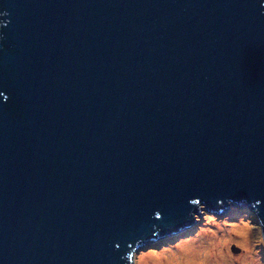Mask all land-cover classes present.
I'll return each instance as SVG.
<instances>
[{
    "label": "water",
    "instance_id": "95a60500",
    "mask_svg": "<svg viewBox=\"0 0 264 264\" xmlns=\"http://www.w3.org/2000/svg\"><path fill=\"white\" fill-rule=\"evenodd\" d=\"M191 200L264 221V0H0V264H127Z\"/></svg>",
    "mask_w": 264,
    "mask_h": 264
},
{
    "label": "clouds",
    "instance_id": "9594fccd",
    "mask_svg": "<svg viewBox=\"0 0 264 264\" xmlns=\"http://www.w3.org/2000/svg\"><path fill=\"white\" fill-rule=\"evenodd\" d=\"M190 204L198 208V214H191L197 224L201 223V218L203 225L207 218L212 217L217 222L230 226V231L234 233L235 236L241 238L240 240H236L227 234L223 235L218 241L222 248L230 250L231 246L235 244L246 253L247 264H264V255H262V253H264V221H261L255 212L249 213L245 210L242 213H237L236 210L233 209L232 215L225 216L224 219H218L215 215L208 214L205 205L201 204L199 201L191 200ZM232 204L233 201L228 200V205L231 206ZM253 207H255V205ZM233 216H235V220H233ZM160 218V214L157 213L156 219L159 220ZM191 224L192 223L188 224L186 227L191 226ZM121 259L126 261L127 264H138V254L135 251L122 256Z\"/></svg>",
    "mask_w": 264,
    "mask_h": 264
},
{
    "label": "bare ground",
    "instance_id": "6f19581e",
    "mask_svg": "<svg viewBox=\"0 0 264 264\" xmlns=\"http://www.w3.org/2000/svg\"><path fill=\"white\" fill-rule=\"evenodd\" d=\"M203 227H208L212 230L207 232L206 235L185 241L181 246L175 247L174 250L168 249L166 252L148 254L144 256V259L146 262L158 264H176L178 259L180 264H247L244 251L239 256L240 258L235 261L218 243L220 237L225 234L232 236L236 240L241 239L229 231L230 226L218 223L217 225L209 226L208 224H203Z\"/></svg>",
    "mask_w": 264,
    "mask_h": 264
},
{
    "label": "rangeland",
    "instance_id": "374dc122",
    "mask_svg": "<svg viewBox=\"0 0 264 264\" xmlns=\"http://www.w3.org/2000/svg\"><path fill=\"white\" fill-rule=\"evenodd\" d=\"M233 209H235L237 213H242L245 210L249 212V209L247 207H240L234 204H232L231 206L228 205V208H226V210H223L220 213H215L213 210H208V209H206V212L208 214L215 215L218 219H224L225 216L232 215ZM196 214H198V212ZM232 218L233 220H235V216H233ZM218 223L219 222H217L214 218L209 217L206 219V221L203 224H208L209 226V225H217ZM225 225L228 226L227 224ZM227 229L229 230L228 227ZM210 230L212 229L208 227H203L202 218L200 224H197L196 221L194 220L191 226L183 228L178 234L169 235L167 237H161L155 241L148 242L142 245L140 249H138V251L136 252L138 254V264H158V263L146 262L144 256L148 254H157L160 252H166L168 249L174 250L175 247L181 246L185 241L192 240L193 238L196 239L198 236L206 235V233L209 232ZM231 247L237 248L238 253H232L231 248L230 250L229 249H224V250L229 255H231V258L233 260L236 261L237 259L240 258L239 256L242 255L243 249L237 247L235 244H233ZM262 255H264V253H262ZM179 262L180 261L178 259L176 264H180Z\"/></svg>",
    "mask_w": 264,
    "mask_h": 264
}]
</instances>
